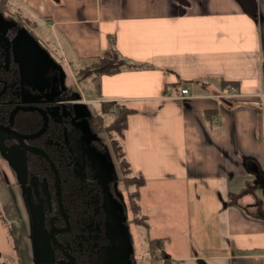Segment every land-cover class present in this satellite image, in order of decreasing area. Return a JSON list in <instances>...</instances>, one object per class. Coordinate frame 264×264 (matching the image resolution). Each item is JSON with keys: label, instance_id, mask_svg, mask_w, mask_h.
Wrapping results in <instances>:
<instances>
[{"label": "crops", "instance_id": "1", "mask_svg": "<svg viewBox=\"0 0 264 264\" xmlns=\"http://www.w3.org/2000/svg\"><path fill=\"white\" fill-rule=\"evenodd\" d=\"M6 2V13L48 35L60 88L89 115L72 68L103 53L109 36L120 55L147 65L102 75L88 93L131 110L121 144L144 178L140 213L163 255L172 264H264V0ZM226 87L238 96L219 99ZM15 173L0 157V186L20 192L11 221H23L32 242Z\"/></svg>", "mask_w": 264, "mask_h": 264}, {"label": "flooded vegetation", "instance_id": "2", "mask_svg": "<svg viewBox=\"0 0 264 264\" xmlns=\"http://www.w3.org/2000/svg\"><path fill=\"white\" fill-rule=\"evenodd\" d=\"M20 28L23 26L17 22L10 26H0V33L3 34L0 37L1 110L9 108L11 111L15 106L24 103L21 99L33 96L30 92L21 90L20 86L18 61L23 43L19 40L13 41ZM56 72L55 69L52 75L57 76ZM58 83L56 89L60 94L59 100L34 99L33 102H28V105H36L43 112L38 109L18 110L11 125L12 130L25 137L41 129L46 121L45 130L34 138H24V143L43 150L54 163L57 175L41 155L23 147L15 148L22 149L23 156L8 157L11 151H4L7 153L5 158L15 168L22 187L26 191L30 190L33 207L43 211L40 235L44 236V242L42 240L43 248L39 251L41 258L35 264H116L111 259L115 257L118 249L119 238L115 232L118 223L108 216L104 207V184H107L112 197L121 202L114 187L116 177L113 172L112 179H109L108 173H98L96 170L95 162L98 159L95 153L105 152V146L97 137L98 133L90 132L89 135L85 129L91 115H85L82 102L61 89L60 82ZM26 112L32 113L30 118L35 119L38 124L34 131H20L22 126L18 124V119ZM9 114L6 119L0 120L1 125L10 124ZM3 143L9 147L17 141L14 138H4ZM41 160L46 162L49 169L47 173L40 168ZM30 177L36 181L35 187L28 186ZM57 177L61 209L56 189ZM126 220L124 217L122 224L126 226L130 237L131 264H136L132 235ZM31 224L32 238V220ZM35 251L36 249L33 251L34 259Z\"/></svg>", "mask_w": 264, "mask_h": 264}, {"label": "rangeland", "instance_id": "3", "mask_svg": "<svg viewBox=\"0 0 264 264\" xmlns=\"http://www.w3.org/2000/svg\"><path fill=\"white\" fill-rule=\"evenodd\" d=\"M16 16L17 14L15 12L14 13L11 11L7 13L6 11L0 12V26L13 25L17 20ZM21 16L24 19L23 23L24 24L27 23V25H30L29 23L31 22V20L27 18L25 15H21ZM43 28L44 27H42V29ZM23 29L28 31L31 34V36L34 38V40H36L38 44L42 46L48 52V54L51 55V53L52 54L55 53V51H53L52 49L50 53V51H48V49L45 46V44L49 42L47 41L48 35L40 33L39 30L34 27L32 28V30H30L31 28L29 29L27 28V26L23 25ZM38 38H40L41 41ZM49 45L53 47L52 43H50ZM80 67H82L81 64L79 66L77 65L74 68H72V74L74 75V78H75L76 69H79ZM88 78H89V81H84L86 78L79 82H77L76 79L75 80H76V83L79 84V90H80L81 97H83L84 100L87 102L88 110L91 116H97L100 113L99 103L97 104V102L92 101L95 96L93 92L88 93L89 90L90 92L91 90L94 91V85L90 77ZM80 82L82 84H80ZM22 89L23 87L21 86V90ZM103 119H104L102 120L103 125L106 126L110 123L111 116H103ZM116 133L117 132H114L113 130L110 131V134H108L107 132L105 133V131H103V132L98 133L97 137L101 140L102 144H104L105 146L104 149H106V151L108 152L106 153L107 159L112 166L111 168H114V174L116 177V181L114 182V187H115V191L117 195L120 197L121 202L123 204L124 217H126L127 219L130 233L132 235L134 253H135L134 257L136 260V264H151L149 253H148L149 251L148 245L146 242V240H148L150 236L147 232H145L144 227L138 224L136 225V223L130 221V219L132 218V214L129 209L128 193L134 189V186L125 187L121 180L122 174L113 156L112 149L110 146L111 138L118 139V136ZM1 150L2 149L0 148V157L5 158L7 153ZM16 155L23 156L24 151L22 149H15L11 151L10 153H8L7 156L9 157V156H16ZM130 175H133V174L130 173L129 176ZM35 182L36 181L34 180V178L30 177L28 181V184H29L28 186L32 185L35 187ZM10 191L11 190H9L6 185L0 186V213L3 218V219L0 218V253L2 255L0 259V264H16V262L18 264L24 261H27L28 264H35L41 258L39 257V251L42 250L43 248L42 240L44 242V236L42 237V235H40L41 234L40 231H42L40 230V225L42 221L43 211L38 207H33L34 205H32V202H31L32 194L30 190L27 189L26 191L27 192L26 193L27 206H28V209L31 215L32 223H33L32 242H30V235L26 233L28 232L25 227L26 224L23 221L17 222V223L11 221L13 217L14 218L17 217L15 211L17 209V206L20 207L21 201H20V192H18L19 196L18 195L15 196V193L14 192L11 193ZM36 192L37 191H35V193ZM34 247L36 249L35 259H34V252H33L35 250ZM160 262H161V259L157 261V263H160Z\"/></svg>", "mask_w": 264, "mask_h": 264}, {"label": "water", "instance_id": "4", "mask_svg": "<svg viewBox=\"0 0 264 264\" xmlns=\"http://www.w3.org/2000/svg\"><path fill=\"white\" fill-rule=\"evenodd\" d=\"M3 34L0 33V37ZM2 40V38H0ZM19 40L23 43L22 49L20 51L21 57L19 58V67H20V86L23 87L22 90L30 92L32 97L28 99H21L24 102L22 105H17L13 109H11L9 114V123L8 125L0 124V148L2 151H12V149L23 147L25 150H28L32 153L43 156L48 162L53 171L57 175V170L52 162V160L48 157V155L41 149L27 146L24 143V138H34L40 135L46 128V121H44L43 127L39 129L37 132L33 134H28L25 137L16 131L11 129V125L13 123L14 115L18 110H37L43 112L42 109H39L36 105H28V102H33L39 99H45L50 101H57L60 99L59 92L56 89V81L57 76L52 75V72L57 68L56 61L54 58L48 54V52L38 44L36 40L31 36V34L23 28L17 30L16 36L13 41ZM84 107V106H83ZM85 115L88 113L85 110ZM46 118V116H45ZM85 129L88 131L90 135V130L85 124ZM4 138H14L17 143L6 147L3 143ZM96 158V170L98 173H108L109 179H112L113 168H111V164L107 159L105 152H100L98 154L95 153ZM95 170V171H96ZM108 179V180H109ZM56 189L58 194V202L60 206V195H59V179L57 177ZM104 193H105V201L104 207L105 211L118 223V228L115 231L116 235L119 238L117 243V252L115 257H112L111 262H115L116 264H131L130 254L131 244L130 237L128 235L127 228L124 224H122V220L124 218V208L122 202L118 199L112 197L110 192L107 189V184H104ZM111 219V220H112ZM122 248V249H121Z\"/></svg>", "mask_w": 264, "mask_h": 264}, {"label": "trees", "instance_id": "5", "mask_svg": "<svg viewBox=\"0 0 264 264\" xmlns=\"http://www.w3.org/2000/svg\"><path fill=\"white\" fill-rule=\"evenodd\" d=\"M7 0H0V12L7 11L9 9ZM17 24L20 26H27V28H33L34 23L29 20V24L27 25L23 23L24 19L20 14H17ZM146 64L143 63H134L130 61L129 59L123 57L120 55V53L115 49L114 47V38L109 36L108 37V47L103 51V53H100L99 55L83 62L82 67L79 69H76L75 72V79L77 82L84 80L85 78L90 77L93 85H94V91L95 93H98L99 90V78L105 74H113L116 73L122 69H137L146 67ZM57 76L59 75L58 70H56ZM56 84L59 85L58 80L56 81ZM10 109L6 108L1 110L0 109V120L6 119L7 115L9 114ZM99 114L97 116H91L87 127L90 130V132L93 133H100L105 131L108 134H110V131L117 132L118 139L111 138L110 139V146L112 149L113 156L118 164V167L120 168L121 174H122V182L125 187L134 186V189L128 193V203H129V209L132 214V218L130 221L136 223V225H141L145 229L147 228L146 218L144 215L140 213V207L138 204V198H139V187L144 183V178L141 174H133L130 175L131 170L129 167V163L127 159L125 158L123 146L121 144V139L123 136V130L126 127V117L131 112L130 109L124 107L121 103H118L116 101H102L99 103ZM21 114V113H20ZM32 116V113L26 112L21 115L20 119H18V124L22 126L20 131L30 132L34 131L38 124L35 121V119L30 118ZM103 116H111V121L108 125H103L102 120ZM2 117V118H1ZM103 145V144H102ZM46 166V167H45ZM40 168L42 171L49 170L46 162L41 160L40 162ZM1 218V215H0ZM127 222V220H126ZM148 245V253L150 257L151 264L154 262H157L160 259H163V264H172L170 259L165 257L163 255V252L161 251L162 247V239H150L146 240ZM18 264H27L25 262H20Z\"/></svg>", "mask_w": 264, "mask_h": 264}, {"label": "built area", "instance_id": "6", "mask_svg": "<svg viewBox=\"0 0 264 264\" xmlns=\"http://www.w3.org/2000/svg\"><path fill=\"white\" fill-rule=\"evenodd\" d=\"M185 92H187V90L184 88L180 90L181 95L185 94ZM216 96L222 100H230L238 96V92L234 87H226V89H224L222 92L216 93ZM154 264H163V259H161L160 263L156 262Z\"/></svg>", "mask_w": 264, "mask_h": 264}]
</instances>
